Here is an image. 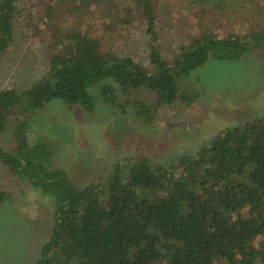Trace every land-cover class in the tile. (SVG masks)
<instances>
[{
	"label": "trees",
	"instance_id": "trees-1",
	"mask_svg": "<svg viewBox=\"0 0 264 264\" xmlns=\"http://www.w3.org/2000/svg\"><path fill=\"white\" fill-rule=\"evenodd\" d=\"M21 1L0 0V56L13 44ZM32 1L45 28L39 32L47 34L48 65L31 85L0 89V132L13 128L15 141L10 152L0 149V160L22 176L46 174L41 186L55 197L54 225L36 264H264L263 118L218 134L170 165L127 159L102 182L81 187L63 171L29 169L39 150L29 142L28 121L52 99L94 112L89 88L105 78L119 93L105 85L102 98L123 112L133 104L148 115L184 100L179 80L208 59L238 60L264 46V0H242L258 21L247 26L240 19L239 29L230 17L236 0H186L202 26L168 47L157 0ZM130 24L143 26L146 64L104 46L103 33ZM140 87L155 91L156 102L134 100L131 92ZM7 196L0 189V203Z\"/></svg>",
	"mask_w": 264,
	"mask_h": 264
},
{
	"label": "rangeland",
	"instance_id": "rangeland-1",
	"mask_svg": "<svg viewBox=\"0 0 264 264\" xmlns=\"http://www.w3.org/2000/svg\"><path fill=\"white\" fill-rule=\"evenodd\" d=\"M157 1L164 47L202 26L186 0ZM32 2L22 0L19 4L13 44L0 56V89L27 87L42 76L48 65L47 34L39 32L42 24ZM230 10L236 29L242 28L240 19L247 26L258 21L242 0L233 1ZM218 23L215 21L213 26L222 31L217 29ZM102 36L105 47L147 63L141 24H130ZM105 85L114 86L119 93L111 78L92 85L89 92L95 99L94 112L60 99H52L34 112L28 119L29 142L39 153L30 170L51 175L63 171L77 187L100 183L117 162L145 157L170 165L182 156L193 155L228 129L255 118L264 119V46L246 52L238 60L208 59L179 80L184 100L157 107L148 115L136 113L133 104L123 112L105 102L101 95ZM131 97L153 104L157 93L140 87L131 92ZM14 146L13 128L0 132V149L10 152ZM43 180H48L46 174L22 176L0 160V189L8 195L0 203V264H36L54 225L55 197L44 189L45 185L41 186ZM36 182L39 185H33Z\"/></svg>",
	"mask_w": 264,
	"mask_h": 264
}]
</instances>
